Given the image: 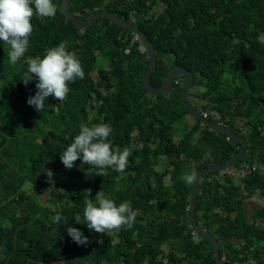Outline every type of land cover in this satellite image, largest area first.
Returning a JSON list of instances; mask_svg holds the SVG:
<instances>
[{
    "label": "trees",
    "instance_id": "trees-1",
    "mask_svg": "<svg viewBox=\"0 0 264 264\" xmlns=\"http://www.w3.org/2000/svg\"><path fill=\"white\" fill-rule=\"evenodd\" d=\"M53 3L54 17L32 18L29 49L15 66L10 46L0 48V264H217L213 246L190 228L191 183L181 177L228 161L241 145L194 120L181 103L180 86L151 100L142 80L147 52L131 44L132 32L107 19L79 30L64 18L61 0ZM158 5L163 11L148 17ZM69 10L81 20L105 11L136 25L154 48L152 85L160 87L172 66L185 67L194 76L191 88L203 87L194 96L198 110L246 139L247 152L232 168L240 174L245 166L244 175L237 182L228 172L204 176L195 220L217 239L224 262L264 264V45L257 42L264 33V0H70ZM62 41L85 76L69 84L65 101L49 97L40 113L27 103L37 91L35 81L25 87L20 79L29 58H43ZM101 52L108 69L98 71L96 78L103 80L95 89L90 69ZM186 116L193 124L181 120ZM81 123L111 125L113 151L131 153L123 173L109 168L106 176L95 175L81 160L71 170L63 166L60 155ZM179 124L181 139L175 142ZM162 157L168 162L158 173L154 168ZM47 169L54 173L51 183ZM97 192L117 206L130 202L136 221L121 229L115 244L106 236L78 246L67 228L91 238L76 217L83 222L85 198L95 199ZM62 195L66 202L52 211ZM22 207L28 213L19 216ZM57 214L68 223L58 226Z\"/></svg>",
    "mask_w": 264,
    "mask_h": 264
},
{
    "label": "clouds",
    "instance_id": "clouds-1",
    "mask_svg": "<svg viewBox=\"0 0 264 264\" xmlns=\"http://www.w3.org/2000/svg\"><path fill=\"white\" fill-rule=\"evenodd\" d=\"M56 12H57V6L53 3V0H0V43L3 42L4 44L10 46V51L8 53V56L11 65L15 66L18 61L23 59L29 49V43H30L29 38L33 33V25L31 23L32 18L34 16L54 17L56 15ZM133 36L134 37L131 44L138 42L140 43L141 46H143L138 36L135 34H133ZM257 42L261 45H264V33H261L257 36ZM67 48H68L67 42L62 41L59 43L58 46L47 50L43 58L35 57V58H29L27 60V70L23 73V76L20 80H22L25 87H27V85L30 82L35 81V88L37 89V91L34 96L28 97L27 103L28 105L32 106L37 112L41 113L42 111H44L46 103H48V101L46 102V100L49 97H52L57 101H65L70 91L69 84L74 83L77 79L80 80L84 79L85 72L80 60L77 58L75 53L68 51ZM98 56L99 59L97 65L94 68L90 69L92 70L91 73L94 74L93 76L91 75L92 76L91 80L93 82L95 89L99 88V83L103 80V78H96L98 71H100V69L103 70L108 69V58L105 55V53L104 52L98 53ZM101 63L102 64L104 63L103 66H101ZM176 77H179V79H176ZM182 82H183L182 76L176 75L173 79L172 90L165 95H169L171 92L175 91V87L177 86H180L181 88ZM143 85L145 91H147L144 81H143ZM191 86L188 89V95H189L188 98L194 97L189 93ZM152 96H157V95H152ZM190 101L192 102L191 99ZM191 102L189 103L196 110H198ZM201 115L204 118L210 120L206 113H201ZM215 124L222 125L221 123H215ZM201 126L203 125L201 124ZM181 127L182 125L180 124L174 133V135L176 134V136L178 137V139L175 140V142L181 139V134H180ZM112 133H113V128L111 127L110 124L101 123V124H97L96 126L90 127L85 123H81L78 135L75 136L74 141L66 148V150H64L61 153L60 155L61 163L66 169L71 170L74 167L76 161L81 160L82 164L89 165L92 168H94L96 170L95 175H99V176H106L108 174L106 170L109 168H113L116 171L123 173L126 170V167L129 162V156L131 155V153L128 148H124L119 152L113 151L112 145L109 141V137ZM239 138H244V137H239ZM214 165H218V164H214ZM232 168L233 166L230 169L220 173L228 172L229 174V171L234 170ZM238 169L240 170V174L237 175L239 177H242L244 175L242 171L244 172L246 171V169L245 168L244 169L238 168ZM196 171H194L192 175H185L181 177V179L187 181L188 183H191L193 181V174ZM46 174L48 177V181L50 183L53 182L52 178L54 173L52 172V170L47 169ZM85 191L87 192L88 197H90L91 190L89 189ZM72 193H73V203H74L75 195L74 192ZM62 199L65 200V198L61 197L60 200ZM84 203H85V208L83 211V222H81L80 217L78 216L76 217V223L85 224L89 229V231H91V233H89L91 234V238L89 239L87 236L84 235V233L80 229L76 227L69 226L66 231L67 235L71 238L72 242L76 243L78 246L79 245L86 246L87 244L90 245V243H93L95 240L102 241L107 236L105 234L106 232H112L115 230L121 231V229H125V230L131 229L138 215V212L132 209V205L130 202L125 201L123 203H120L119 206H117V204L113 199L104 196L101 192H97L95 199L86 197ZM188 208H189V204H188ZM20 212L22 211L20 210ZM23 215L24 214L22 213V215L19 216H23ZM54 222L58 226L68 223L67 217L62 218L59 214H57L54 217ZM145 234L146 233L136 238L140 239L141 237L142 238L146 237ZM193 234L197 236L194 232ZM92 236H94L96 239L91 242ZM118 241L119 238L116 242H113L111 240L112 244H115Z\"/></svg>",
    "mask_w": 264,
    "mask_h": 264
},
{
    "label": "water",
    "instance_id": "water-1",
    "mask_svg": "<svg viewBox=\"0 0 264 264\" xmlns=\"http://www.w3.org/2000/svg\"><path fill=\"white\" fill-rule=\"evenodd\" d=\"M70 0H61V8L62 13L66 20L71 22L79 30H85L92 26L98 19H107L109 22L123 27L133 34L137 35L138 38L141 40L142 45L145 47L147 52V58L149 60V67L144 73L143 81L147 91L152 95L162 96L168 94L173 88V79L176 75H180L183 78L182 86H181V103L186 109V111L190 114V116L200 122L203 126L208 127L209 129L216 131L218 133L224 134L228 139L235 141L236 143L240 144V150L237 154L233 155L231 159L223 164L214 165L208 168H204L201 170L196 171L193 174V181L191 182V192L189 195V220H190V227L192 228L193 232L202 238L203 240L208 241L214 249V256L216 259L217 264H229L224 262L220 258L219 252V243L217 239L205 232L199 224H197L195 220V210H196V197L198 193V185L201 179L208 174L214 172H223L230 169L232 166L236 164V162L241 159L247 152V141L245 138H239L231 129L212 123L207 118H204L201 113L196 110L189 102H188V89L192 85L193 81V74L188 71L186 68L182 66H174L171 70L167 73L166 79L164 80L163 84L156 88L153 87L150 83V76L154 73L156 69V59L154 55V48L151 42L147 39L146 35L136 26L131 23H128L125 19L120 18L114 14L107 13L105 11H96L93 13L88 20H81L76 17L73 13L69 10Z\"/></svg>",
    "mask_w": 264,
    "mask_h": 264
},
{
    "label": "rangeland",
    "instance_id": "rangeland-1",
    "mask_svg": "<svg viewBox=\"0 0 264 264\" xmlns=\"http://www.w3.org/2000/svg\"><path fill=\"white\" fill-rule=\"evenodd\" d=\"M163 6L162 5H158L155 9H153L150 13H149V15H148V17H150L151 15H157V14H159L160 12H162L163 11ZM3 47V42L2 43H0V48H2ZM141 50H143V48H140ZM127 53L129 52L128 50L126 51ZM102 58V57H101ZM104 64V63H103ZM103 64L101 63V66H103ZM168 67H169V62H165L164 63V68L165 69H168ZM91 75L93 76L94 74L93 73H91ZM176 79H179V77H176ZM179 83V82H178ZM100 90H102V88L100 89ZM203 90V87L201 86L200 88H196V87H193V88H191L190 89V94L192 95V96H196V93H198L199 91H202ZM150 98H151V100L152 101H155L156 100V98L155 97H153V96H150L149 94H147ZM190 99L192 100V102L190 101ZM188 102H191L197 109H199V107L201 106L200 105V103L198 102V100L196 99V98H192V97H190V98H188ZM92 114H90V116H91ZM212 116H215L214 114H212ZM184 119V121L187 123V124H193V121L188 117V116H186L185 118L184 117H182L181 118V120H183ZM240 124H241V122L240 121H236L235 123H234V125L236 126V128H238V129H240ZM180 125V124H179ZM178 125V126H179ZM241 130V129H240ZM247 133V131L246 130H242V134H246ZM135 134V133H134ZM173 139H174V141L175 140H177L178 139V137L176 136V134L175 135H173ZM167 162H168V160L166 159V158H164V157H162V158H160V160H159V162H158V164L155 166V171L156 172H158V173H161L162 171H163V169L165 168V165L167 164ZM244 168H246L245 166H243L241 169H244ZM229 174L232 176V179H233V181L234 182H237V180L238 179H240V177L237 175V173H235V172H233V171H229ZM165 184L167 185V186H170V184H171V180H170V178L169 177H166L165 178ZM51 191L54 193V192H56L55 190H53V189H51ZM62 192V191H61ZM41 193V192H40ZM58 193V192H57ZM56 193V194H57ZM65 194V193H64ZM61 197H63V198H65V195H62ZM41 200H42V198H41ZM63 201H65L64 199H62L61 201H59V200H55L54 201V203H52V206H51V209L52 210H58L59 209V207H60V205H61V202H63ZM254 201V198H251L250 200H249V202H253ZM66 202V201H65ZM257 203H261V200L260 199H258L257 198ZM247 204H248V202L246 203V210L248 211L250 208L247 206ZM23 208V211L22 212H20V211H18V215H22V213L23 214H27L28 213V209L26 208V207H22ZM119 231L120 230H115V231H112V232H106L105 234L108 236V237H110L111 238V240L113 241V242H116L117 240H118V233H119ZM145 233H148V232H145ZM96 238L94 237V236H92V240H91V242L93 241V240H95ZM194 239H196V237H194Z\"/></svg>",
    "mask_w": 264,
    "mask_h": 264
}]
</instances>
